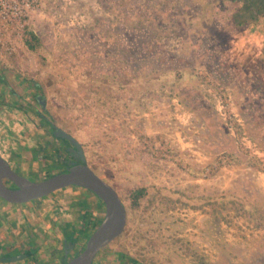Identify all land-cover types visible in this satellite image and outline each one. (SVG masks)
<instances>
[{
	"label": "rangeland",
	"instance_id": "rangeland-1",
	"mask_svg": "<svg viewBox=\"0 0 264 264\" xmlns=\"http://www.w3.org/2000/svg\"><path fill=\"white\" fill-rule=\"evenodd\" d=\"M241 4L242 0H59L47 11L44 0H39L24 28L12 35L17 39L15 51L0 60V153L22 176L40 181L60 172L54 167L45 172L48 162L39 165L37 146L50 140L42 116L81 143L87 165L116 190L126 209L123 233L101 250L94 264H129L130 259L141 264H264V190L253 188L257 172L241 166L243 161L258 162L264 173V156L251 155L254 149L264 152V112L257 115L264 102V75L257 73L264 69V57L252 60L250 50L245 54L242 48L255 43L258 30L250 23L241 30L229 22L235 11L217 10L219 6L235 10ZM260 22L262 34L264 21ZM29 32L38 38L35 50L25 44ZM237 48L244 57L229 61V75L221 73L226 64L222 52ZM155 62L170 71L194 72L198 81L194 97L219 116L214 95L224 88L233 101L245 106L244 127L238 128L256 141H234L231 132L239 129L233 117L232 126L224 121L228 156L219 153L215 141L210 145L215 154L211 163H204L202 156H193L194 161L188 157L205 149L203 143L187 142L193 135L205 136L188 123L177 130L179 142L172 139L176 132L172 125L165 126L167 133L142 134L141 139L121 104L111 103L119 96L115 87L104 86V81L111 73L120 75L116 84H123L124 74ZM30 84L38 85L35 92ZM33 96L44 99V110ZM156 107L149 102L148 111L153 113ZM208 111L211 114V108ZM186 127L193 135L184 133ZM211 132H216L213 126ZM166 142L175 144L173 149H160ZM237 150L245 156L236 157ZM140 187L146 194L132 207L130 193ZM75 188L59 190L33 203L34 212L28 211L34 220L46 219L50 225L37 230L41 245L44 238L46 244L55 242L54 230L72 223L86 230L76 246L81 250L101 221L104 206L89 191ZM55 244L60 251L61 244Z\"/></svg>",
	"mask_w": 264,
	"mask_h": 264
},
{
	"label": "crops",
	"instance_id": "crops-1",
	"mask_svg": "<svg viewBox=\"0 0 264 264\" xmlns=\"http://www.w3.org/2000/svg\"><path fill=\"white\" fill-rule=\"evenodd\" d=\"M58 1L59 0H44L43 8L48 11V9L53 7L54 3H57ZM242 3L243 4L238 5L235 10H230L229 8L227 9L226 6H219L217 10L223 8V10H226L225 12L227 13L235 11L234 17H232L233 21L231 20L229 22H231L233 26V22L236 23V27L238 26L241 30L242 28H245L244 26H247L248 23H250L249 25L251 28H256L258 30L256 31L258 37L253 38V41L255 43L252 44L250 48L248 47V45L247 47L242 45V48L243 50H245V54H247V51L250 50L252 60H255V57L261 60V57H264V31L261 34L259 24L262 23L260 21H264V5L262 7L258 6V4L247 6L244 4V0H242ZM260 7L261 9H259ZM214 10H216V7H214ZM200 14H204V11L202 10ZM199 19L200 17L196 18L198 22H200ZM201 24L202 27H205L206 23L201 22ZM52 27V25H48V29L53 30ZM8 38L11 43V46L13 47L12 52L6 53L2 49H0V60L4 53L10 55L15 51L14 46L17 45V39L12 37V35H10ZM192 44L196 46V41L193 40ZM233 49L236 50V48ZM234 50L230 49L228 52L226 50L222 52V54L225 53L224 61L226 64L225 66L223 65L222 69L220 70L221 73L222 71H224L226 75H229L228 73L232 70V68H229L231 65L230 62L238 61L240 59L239 57H244L245 54L242 56L243 52L239 53L238 48L237 51ZM140 66L141 67H136L131 72L129 71V73L124 74L125 80L123 84H116L115 80L120 75H114L111 73H109L111 77H109L108 81H104V86L109 88L115 87V90L118 93L116 94L117 96H119L115 97L116 99L114 98L111 103L114 106V102L121 104L120 106H122L124 110V116L126 117L131 127L137 128V133L139 134V137L142 139V134L156 135V133L160 131L167 133L168 129L165 126L172 125V131L174 132V127L176 130V132H174L173 134L174 137H172V139L174 142L176 140L179 142V136L181 134L180 132L177 133V130L181 127V125H185L186 123H188V126H191V128H193V126L197 127V129H200V134H204L206 136H201V138L197 137L196 135L191 134L192 132H190V128L186 127L184 133L193 136L189 138V141H187L188 138L183 136L185 141L197 142L198 146L201 143L205 144V149L200 148V150L197 152L193 151L192 154L189 153L188 157H191L192 161H194L193 156H202L204 159V163H211L213 159L212 156H214L215 154L212 153V151L210 150V145H216L215 141H219L218 144H220V146L217 145L215 147H219V153L228 156L226 143L228 142L229 136L226 130L224 129L225 123L210 105L206 106L205 104H201L199 100H197V97H194L196 95L195 90H197L196 87L198 83L197 77H195L194 72L188 70V68L180 70L179 72H176L175 70L170 71V69L163 67L162 63L160 64V62L153 63L150 68L145 64H141ZM257 73L259 75H264V69L260 71L258 70ZM169 80L174 81L173 84H169ZM1 81L4 84L6 83L4 79H1ZM262 84L264 86V79L262 80ZM30 87L33 89V92H35V90L38 88V85L30 84ZM9 93L13 97L16 96V93H14L12 90H9ZM149 102L156 103L157 105L155 112L153 113L148 111ZM244 107V105L241 106V103L236 100L227 106L229 116L233 117V121L236 124L235 129L237 130L239 129L238 126H242V128L244 127L243 121L241 119L242 115H244L242 112ZM260 107L261 112H257V115L262 114L264 112V102L262 104L260 103ZM208 108H211V114L208 111ZM37 114L41 115V113L39 112H37ZM151 124L153 125V127L151 126ZM219 124H221L223 127ZM148 125L151 126L150 129L148 128ZM211 126H213L216 131L213 134L211 132ZM219 126L222 129H217V127ZM186 130H188L189 132H187ZM207 131L209 134L207 133ZM231 134H235L236 140L234 141L237 144H249L250 140L253 142L256 141L253 135H251L252 137L247 136V132L243 131V129H239L237 133L231 132ZM207 136L209 137V140L207 139ZM208 141H210L211 143L208 144ZM37 143H39V141ZM131 143H133V146L136 144L134 140L131 141ZM186 145L194 146V144L191 143H187ZM184 146L185 144H183L181 147ZM37 149H40L39 145L37 146ZM251 149L253 150V148ZM253 151V154H251L253 156H264V152L259 153L256 149H254ZM239 154L244 155L239 153L237 150V152H235L236 157H239ZM231 155V157L233 158V154ZM251 155L248 156L247 154V157L250 158ZM262 165L263 164L260 165L258 162L254 161L248 165L246 161H243V163H241V166L244 168V170L251 171L253 173H255V171L257 172V176L254 175L252 177L253 188H255L256 190H264V173H261V168H258L262 167ZM13 170L21 174V171H17L16 169ZM32 205L33 202H30L27 204H23L22 208H16L15 205L9 204L0 199V246L2 247L0 248L1 254H3L4 252H9V250H17L18 253H21V251L24 249L21 248V246H24L25 244L31 245L35 242H37L39 245L41 244V238L39 239V236L36 232L37 230L40 231L41 229H49L50 225L46 219L34 220V218H32V216L28 212L30 210L33 211V209H31ZM11 244H15V248H6ZM38 249L40 251V249L42 248ZM44 252H42L43 254L41 252H39L38 254H40L41 257H44ZM101 252L102 251L99 252V256L101 255Z\"/></svg>",
	"mask_w": 264,
	"mask_h": 264
},
{
	"label": "water",
	"instance_id": "water-1",
	"mask_svg": "<svg viewBox=\"0 0 264 264\" xmlns=\"http://www.w3.org/2000/svg\"><path fill=\"white\" fill-rule=\"evenodd\" d=\"M41 105L44 110V99ZM52 129L55 138L70 143L72 148L69 152H77L74 158L78 162H72L66 169L45 179L31 181L14 171L7 160L0 156V199L12 205H23L71 186L92 193L103 203L104 215L87 238L84 248L62 264H93L99 252L123 233L126 209L116 190L87 165L83 149L77 140L55 125H52ZM4 180H8L13 187L6 185ZM27 256L28 254H22L9 257V260L4 258L2 262H15Z\"/></svg>",
	"mask_w": 264,
	"mask_h": 264
},
{
	"label": "flooded vegetation",
	"instance_id": "flooded-vegetation-1",
	"mask_svg": "<svg viewBox=\"0 0 264 264\" xmlns=\"http://www.w3.org/2000/svg\"><path fill=\"white\" fill-rule=\"evenodd\" d=\"M33 100L35 102H39L41 104L43 98L41 96L40 97L33 96ZM37 112L38 111L36 110L35 113H37ZM42 119L44 120V122L48 126V128L50 129V140L44 142V145H43V143H41L42 146H40L39 152L41 151V153H43V155L41 156L40 154H38L39 165H40V162H48V164H46L44 166V168L49 167V168L45 169V172H48V170L51 169L52 167H54L53 169L55 172V171H62L64 169H66L72 162H78V160H76L74 158V155L77 152L76 153L75 152H69V150H71V148H72L70 143L67 142L66 140H61V139L55 138L53 136V129H52V125H54V124L50 123L49 120L45 116H42ZM71 136H73V135H71ZM77 142L81 145V143L78 140H77ZM40 159L42 161H40ZM17 173H19V172H17ZM53 174H55V173L45 175V176L48 177V176L53 175ZM46 177H44L43 179H45ZM4 183L6 185H10V187H13V184L9 183L8 180H4ZM45 198L37 199V200H34L32 202L38 203L39 201H41ZM81 220L84 221L85 219L83 217H81ZM86 227L88 228V226H86ZM85 231L86 230L83 228V226L81 228H78L77 224H76V226L72 223L71 224L70 223L65 224L61 229H59V231L54 230L55 236H56L55 242H59L61 244L60 251H58L57 245L55 244L54 241L51 242L49 240V244H46V241H48V239L44 238L45 239L44 245H41V244L39 245L37 242H35L31 245L25 244L24 246H21V248H24V249L18 255L28 254L29 257L22 258L19 261L2 262V260H4V258L9 260V257L12 254L9 252H4L3 254L0 253V264H62L63 262H67L68 260H70L72 257H74L75 255H77L79 253L80 250H78L77 249L78 247H76V246H78V244H79V239H80L79 236L85 234ZM36 233L38 234V232H36ZM44 235L45 234H43V236ZM73 236H75V238H76L75 239L76 241H74V242H72L70 240L71 239L70 237H73ZM39 239H40V237H39ZM14 245L15 244H11L6 248H15ZM0 248H2V247L0 246ZM35 248H37V249H35ZM38 248H42V249H40V251H39ZM44 248H48L49 251L47 252ZM44 250H45V252H44ZM39 252H41V253L44 252L45 253L44 257H41L40 254H38ZM51 252L52 253L54 252L53 253L54 256L52 258H50V257L47 258L48 257L47 253L51 254ZM65 253H66V257H65ZM127 262L129 264H141V263L135 262L132 259H130Z\"/></svg>",
	"mask_w": 264,
	"mask_h": 264
},
{
	"label": "built area",
	"instance_id": "built-area-1",
	"mask_svg": "<svg viewBox=\"0 0 264 264\" xmlns=\"http://www.w3.org/2000/svg\"><path fill=\"white\" fill-rule=\"evenodd\" d=\"M39 4V0H0V49L6 53L12 52L9 36L19 31L26 25V19L29 18V13L32 12ZM222 120L230 126L233 125L232 116H229L227 106L231 103V97L224 88H219L217 96L214 95ZM184 138L182 139V141ZM168 143V144H167ZM175 144L166 142L164 148L173 149ZM188 147H192L188 146ZM191 151V150H189ZM205 173H209L207 166L203 167Z\"/></svg>",
	"mask_w": 264,
	"mask_h": 264
},
{
	"label": "trees",
	"instance_id": "trees-1",
	"mask_svg": "<svg viewBox=\"0 0 264 264\" xmlns=\"http://www.w3.org/2000/svg\"><path fill=\"white\" fill-rule=\"evenodd\" d=\"M244 4L247 5V6H252V5H256L258 4V6H263L264 5V0H244ZM261 7L259 9H261ZM258 14V13H257ZM38 38L31 32H29L26 36H25V44L27 45V47L31 50H35L36 47H37V44H38ZM1 154V153H0ZM2 155V154H1ZM68 188H75L73 186L71 187H68ZM75 189H79V191H85V192H88L87 190H84V189H81V188H75ZM146 194V190L145 188H137V189H134L131 193H130V196H129V199H130V204L132 207H137L138 206V203H139V200L141 198H143ZM91 196H93L94 198L98 199L96 196H94L92 193L90 194ZM99 200V199H98ZM100 201V200H99ZM86 202V201H85ZM100 203L103 205V203L100 201ZM71 241L74 242L76 241L75 239V236L73 237H70ZM84 248V245L82 246V249ZM81 249V250H82ZM80 250V251H81ZM79 251V252H80Z\"/></svg>",
	"mask_w": 264,
	"mask_h": 264
},
{
	"label": "bare ground",
	"instance_id": "bare-ground-1",
	"mask_svg": "<svg viewBox=\"0 0 264 264\" xmlns=\"http://www.w3.org/2000/svg\"><path fill=\"white\" fill-rule=\"evenodd\" d=\"M0 156L3 158V159H5L1 154H0ZM6 160V159H5Z\"/></svg>",
	"mask_w": 264,
	"mask_h": 264
}]
</instances>
